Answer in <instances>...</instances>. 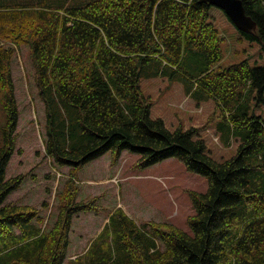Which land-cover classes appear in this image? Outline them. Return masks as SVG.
<instances>
[{
	"label": "trees",
	"instance_id": "trees-1",
	"mask_svg": "<svg viewBox=\"0 0 264 264\" xmlns=\"http://www.w3.org/2000/svg\"><path fill=\"white\" fill-rule=\"evenodd\" d=\"M242 1L258 26L241 33L264 53V0ZM212 7L202 0H0V99L7 112L0 264H69L64 260L77 219L90 228L92 213L103 210L102 195L79 199V187L69 183L59 191L53 226L40 224L42 232L40 210L9 199L28 178L42 179L39 168L47 170L46 161H35L42 160L35 135L27 146L19 143L13 63L24 45L45 107V154L69 166L73 177L91 163L90 173L103 175L110 157L113 167L130 150L139 154L137 168L177 158L209 181L206 192L189 190L196 209L188 218L192 233L168 222L138 224L117 208L72 264H264V118L242 109L253 91L264 104V64L243 60L214 68L224 57V37L211 21ZM165 73L180 74L223 108L242 138L233 157L211 156L199 127L171 130L151 116L153 100L141 79ZM28 149H34L32 165L19 163L21 171L9 176L12 157ZM44 177L43 208L51 173Z\"/></svg>",
	"mask_w": 264,
	"mask_h": 264
},
{
	"label": "rangeland",
	"instance_id": "rangeland-1",
	"mask_svg": "<svg viewBox=\"0 0 264 264\" xmlns=\"http://www.w3.org/2000/svg\"><path fill=\"white\" fill-rule=\"evenodd\" d=\"M210 12L211 21L221 30L224 37L222 41L224 57L220 62L215 63L214 68L218 69L243 60H248L253 66L264 64V53L259 42L245 38L223 9L213 6ZM4 43L1 41L0 45ZM13 76L17 88L16 97L20 100L18 101L19 123L22 127L19 126L20 129H18L19 143L27 146L35 135L41 158L44 160L36 159L35 161L39 163L46 161L47 170L39 168L38 174H41L42 179L33 181L32 178H28L24 186L19 191L16 190L9 199L17 202V198H19L23 203L31 204L40 210L42 221L38 226L44 232L46 229H51L57 218L59 191L65 190L67 185L72 183L79 187V196L82 197V193L86 192L82 191V187L87 182L86 179H83V173L92 175L90 171L94 164H88L84 171L74 178L69 171V166L61 167L54 162L52 157L46 156L44 146L47 136L45 107L35 82L33 61L30 48L27 45L18 49L13 63ZM141 86L144 93L151 96L153 100L151 108L153 118H163L167 128L171 130H175L179 126H183L185 129L199 127L198 135L206 142L211 156L219 161L230 159L236 154L242 138L234 135L228 115L216 100L196 91L194 85L182 78L180 74H177L176 77H171L168 73L151 77H146L143 74ZM257 94L253 91L250 96L246 97L242 109L249 115H259L264 118V104L256 98ZM6 122L7 112L0 99V147L4 142ZM31 151L34 149H28L27 154L21 157L17 154L12 157L9 176L17 175L21 171L20 164L22 163L28 166L32 165ZM138 158L139 154L130 150H126L123 157H120L116 169L112 170V175L108 180L112 186L104 191L101 197L104 199L99 200L103 205V210L99 214L92 213L96 217L95 225L90 228L87 226L82 228L80 225L84 222L83 219H77L76 224L72 227L71 244L64 263L72 264L86 253L108 223L110 213L115 212L117 208L124 209L138 224L148 220L168 222L192 233L188 218L195 214L196 209L189 190L206 192L209 188L208 179L202 174L189 170L177 158H169L143 169L137 168L135 165ZM19 159H22L23 162H19ZM49 173L52 178L50 179L51 189L47 193V206L43 208L42 199L46 196V190L49 189L47 187L48 179L44 175ZM119 202H123L126 207H122ZM128 204L131 206H127ZM42 223L46 229L40 225ZM158 240L159 238L156 239V244H158Z\"/></svg>",
	"mask_w": 264,
	"mask_h": 264
},
{
	"label": "water",
	"instance_id": "water-1",
	"mask_svg": "<svg viewBox=\"0 0 264 264\" xmlns=\"http://www.w3.org/2000/svg\"><path fill=\"white\" fill-rule=\"evenodd\" d=\"M213 6L223 9L234 24L243 32H251L257 29V21L246 10L242 0H202Z\"/></svg>",
	"mask_w": 264,
	"mask_h": 264
},
{
	"label": "crops",
	"instance_id": "crops-1",
	"mask_svg": "<svg viewBox=\"0 0 264 264\" xmlns=\"http://www.w3.org/2000/svg\"><path fill=\"white\" fill-rule=\"evenodd\" d=\"M125 151L126 150H124L122 152V155H121L122 157L125 154ZM110 160H111V157H110ZM110 160L107 163L106 167L103 168V169H105V172H104L103 175L98 176V175H95V174L90 175V174L83 173V179H86L87 182H86V185L84 187H82V191L85 190L87 193L86 192L85 193H82L83 196L82 197L79 196V199L80 198H89V197H92V196H95V195H99V194L100 195H103L104 191L107 190L108 188H110L112 186V185H110V183H108V180H109V177H111V175H112V170L114 171L116 169V167H117L118 164H116L115 166L112 167L110 165ZM121 161H122V158H121ZM101 200H103V199H101ZM119 200H120V197H119ZM119 204L122 207H124V208L126 207V205L123 202H119ZM127 206H131V205L128 204ZM114 208L116 209V207H114ZM108 220H109V217H108Z\"/></svg>",
	"mask_w": 264,
	"mask_h": 264
}]
</instances>
